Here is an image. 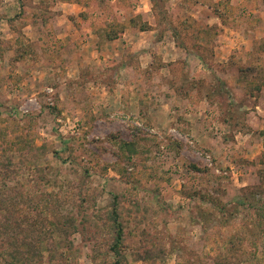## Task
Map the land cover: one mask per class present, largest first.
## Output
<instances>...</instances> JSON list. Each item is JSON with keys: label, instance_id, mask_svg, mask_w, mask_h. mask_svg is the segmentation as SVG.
Returning a JSON list of instances; mask_svg holds the SVG:
<instances>
[{"label": "rangeland", "instance_id": "rangeland-1", "mask_svg": "<svg viewBox=\"0 0 264 264\" xmlns=\"http://www.w3.org/2000/svg\"><path fill=\"white\" fill-rule=\"evenodd\" d=\"M263 46L264 0H0V253L50 198L78 229L32 264H119L117 197L120 264H264Z\"/></svg>", "mask_w": 264, "mask_h": 264}, {"label": "trees", "instance_id": "trees-1", "mask_svg": "<svg viewBox=\"0 0 264 264\" xmlns=\"http://www.w3.org/2000/svg\"><path fill=\"white\" fill-rule=\"evenodd\" d=\"M117 36L118 34H111L110 38L116 39ZM128 147H130V144L128 143H125L123 146V148ZM13 199V204L12 201L5 204V207H7V211L9 215H11V218H8V220L4 222L2 226L5 230V238H11L9 241V245L14 247L15 254H12L8 251L0 253V263H3L8 255H12L14 259H17L20 255L22 256V259L19 260V264H32V262L35 260V250H33L35 246L32 245V241H28V237H34L33 234H35V238L39 237V239H35V243L41 244V250L43 251H48L46 248V242L48 241H51V244L53 243V246L57 249H59L62 244L63 248L61 249V253L63 256L65 254L64 251H67L65 250L66 248H72L73 245L71 238L72 235L76 233L78 225L76 217L73 216L71 212L67 211V208H64V206L60 204H55L57 200L52 201L50 198L42 199L40 206L41 212L35 216V210H37V207H35L33 202H23L20 206L19 201L21 200V198ZM255 203L256 204L250 202V204H247L246 202V204L243 205L252 207V209H254L258 214L264 216V203H262L261 205L258 201H256ZM15 210L19 212L22 219L17 220V217L14 216ZM29 217H33L30 222H28L30 220ZM33 220H35V222L31 225V223H33ZM109 221L111 222L112 234V242L109 246V252L112 253L116 257V259L119 258L117 260V263L120 264L123 257L122 248L126 238L125 229L122 223V216L120 213V205L117 197L112 204ZM39 222L41 223L39 224ZM21 223L23 225H21ZM26 229H29V233L25 231ZM59 234L61 237L59 236ZM53 238H62L60 245L57 246L56 242L54 243ZM26 247H28L29 249H26ZM146 248L147 249L144 250L143 254L149 261H152L154 263L157 261L164 262L168 257L165 248L161 245L155 246L152 244V246H148ZM57 249L56 251L55 249L51 251H55V253L57 254ZM44 255L45 253L42 254L41 251V263H43Z\"/></svg>", "mask_w": 264, "mask_h": 264}]
</instances>
